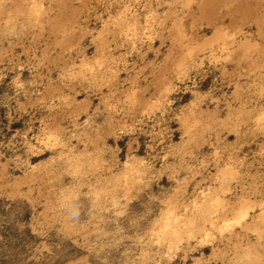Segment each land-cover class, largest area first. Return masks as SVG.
<instances>
[{"label": "rangeland", "instance_id": "rangeland-1", "mask_svg": "<svg viewBox=\"0 0 264 264\" xmlns=\"http://www.w3.org/2000/svg\"><path fill=\"white\" fill-rule=\"evenodd\" d=\"M0 264H264V0H0Z\"/></svg>", "mask_w": 264, "mask_h": 264}]
</instances>
